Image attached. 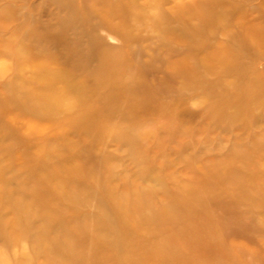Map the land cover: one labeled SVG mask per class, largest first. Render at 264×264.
<instances>
[{"label": "rangeland", "instance_id": "rangeland-1", "mask_svg": "<svg viewBox=\"0 0 264 264\" xmlns=\"http://www.w3.org/2000/svg\"><path fill=\"white\" fill-rule=\"evenodd\" d=\"M248 23L264 0H0V96L73 86L44 117L0 108V264H264Z\"/></svg>", "mask_w": 264, "mask_h": 264}, {"label": "bare ground", "instance_id": "bare-ground-1", "mask_svg": "<svg viewBox=\"0 0 264 264\" xmlns=\"http://www.w3.org/2000/svg\"><path fill=\"white\" fill-rule=\"evenodd\" d=\"M248 32L250 33V39L253 42L261 43L264 40V27H261L259 25H256L254 23H248ZM19 56V53L17 54ZM27 58H34V59H40L41 56L38 53H28ZM26 60V59H24ZM32 77L28 79L27 81H24L22 87L21 86H15L14 92L10 94L12 97H1L0 96V108L4 110L5 108L9 107L11 104L14 106V108L18 112H25L28 111L31 113V115L34 116H45L52 112V109L50 107V98L54 96L55 89H53L50 84L54 81H62L65 88L71 90L72 89V83H69L68 76L62 72L61 70H56L53 72H42L39 75H31ZM38 77V78H37ZM37 78V79H36ZM35 79L37 82H39V86H48L45 93L38 94L32 92L31 95L29 92H24L27 90H33V88H36ZM52 81V82H51ZM75 82V81H74ZM42 83V84H41ZM41 84V85H40ZM45 84V85H43ZM8 89V87H5V89ZM85 95L84 92L76 90L75 91V100L76 101H82L83 96ZM51 98V100H52ZM100 118V116H95L94 112L89 115L83 114V119L86 121L88 125H94L96 127L95 121ZM82 119V117H81ZM78 122V121H77ZM74 122V123H77ZM56 171H58V167L55 168ZM64 170H62V173ZM52 189L58 191L61 195H64L63 185L59 182H55L54 185L51 187Z\"/></svg>", "mask_w": 264, "mask_h": 264}]
</instances>
